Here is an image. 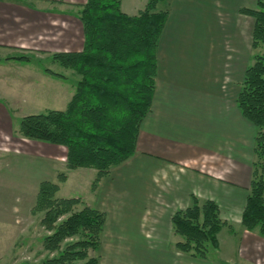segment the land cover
I'll use <instances>...</instances> for the list:
<instances>
[{
	"label": "crops",
	"instance_id": "1",
	"mask_svg": "<svg viewBox=\"0 0 264 264\" xmlns=\"http://www.w3.org/2000/svg\"><path fill=\"white\" fill-rule=\"evenodd\" d=\"M85 1H0V48L31 53L38 50L44 51L43 55L81 50L83 29L71 8ZM123 1L122 10L130 14L141 0L128 7L131 11L123 9ZM256 1L246 5L247 0H227L232 10L226 12L224 26L221 0H168L169 15L157 52L156 89L139 131L136 153L107 173L94 191L91 181L97 171L91 169L89 186L94 196L84 199L106 215L100 246L109 251L102 256V264H264V236L241 224L252 179L256 130L237 105L250 52L234 43L245 38V33L234 29L235 22L240 25L239 19L244 17L250 19L252 28L254 25V19L242 14L240 8H254L251 6ZM72 16L78 21L73 31ZM72 36L78 40L74 47ZM6 58L0 60V68L11 60ZM26 66L30 64L21 67ZM50 77L52 81L59 79ZM15 78L7 84L13 91L9 94L12 101L22 97V106L32 108L43 104L39 92L30 97L24 93L37 89L30 77H22L23 84L15 83ZM16 84L22 93L14 90ZM31 97L33 102L28 100ZM2 106L0 121L13 122L11 111ZM39 112L41 109L35 108L26 115ZM45 145L54 150L62 147ZM78 170L69 171L67 181L71 173L78 175L73 173ZM131 173L142 176L144 196L134 188ZM131 192L137 196H129ZM193 195L218 204L226 225L218 233L215 249L223 250L226 242L221 243L220 235L226 233L227 240L235 239L237 254L229 257L224 252L219 262L209 258L203 262L175 248L182 237L174 232L171 217L187 208ZM161 217L166 218L164 224L159 221ZM120 248L132 251L123 257L113 251Z\"/></svg>",
	"mask_w": 264,
	"mask_h": 264
},
{
	"label": "trees",
	"instance_id": "2",
	"mask_svg": "<svg viewBox=\"0 0 264 264\" xmlns=\"http://www.w3.org/2000/svg\"><path fill=\"white\" fill-rule=\"evenodd\" d=\"M168 0H147L136 14L122 10V0H86L74 4V16L82 25L83 47L79 51L51 54V61L75 76L73 95L63 110L48 109L20 118L19 134L27 139L66 147V165L97 171L95 190L113 168L136 153L142 122L149 113L158 73V45L169 15ZM254 19L252 47L264 48V0L255 8H241ZM28 61L31 56L7 57ZM57 77L64 74L46 68ZM237 105L255 126L252 179L241 224L264 236V53L256 54L247 67ZM67 174L61 173L63 181ZM58 183L40 182L34 213H43L41 225L50 233L43 237L44 250L55 253L42 264H102L90 255L101 243L106 215L80 197H58ZM174 232L181 251L207 256L219 245L218 233L226 225L218 204L191 197V204L176 211ZM69 240V241H68Z\"/></svg>",
	"mask_w": 264,
	"mask_h": 264
},
{
	"label": "rangeland",
	"instance_id": "3",
	"mask_svg": "<svg viewBox=\"0 0 264 264\" xmlns=\"http://www.w3.org/2000/svg\"><path fill=\"white\" fill-rule=\"evenodd\" d=\"M0 1L6 2V0ZM135 1L136 0H124L123 9L125 11H131L128 7L130 5V7H133V5H135ZM250 1L252 0H247L246 5H251ZM146 2L147 0H141L138 6L135 8L134 12L130 14L138 13L140 10L144 9ZM167 2L168 1L161 2L158 5L157 9L161 10L169 7V3ZM220 3V11L223 14V24L224 26H226L227 19L225 15L226 12L232 10V8L228 7L229 3L227 2V0H221ZM253 6L254 8L256 7V2H254L251 7ZM74 8L75 7L71 9L76 10ZM239 20L244 21L242 23L240 21V25L236 24L235 22L234 29L237 31L240 30L242 33H245V38L243 37V40L241 41H234V43L239 44L241 49L245 48L246 52H250V65L254 61V56L256 54L264 53V48L261 45L256 49L252 47V33L254 25L252 28V25L249 22L250 19L248 18L247 20L244 19V17H241V19ZM75 21L76 19L72 16V31L75 26ZM76 22L78 23V21ZM83 37L84 34L80 39L82 42H84ZM77 42L78 40L74 36H72V47H74ZM248 47L250 51L247 50ZM55 52L63 51L56 50ZM44 53V51L40 52L38 50H35L33 53H31L27 51L0 48L1 61L6 57L18 56L20 54L31 56V59L28 61L17 59L4 61L2 63V67L0 68V85L2 86L0 87V104H3L2 107L4 109L7 108L8 111L10 110L13 116V122L0 121V264H42L44 259H46L47 257H52L56 254V252L51 253L44 250L43 248V237L45 236V234L50 233V231H47L41 225L43 213H34L32 211L36 202L40 182H42L43 180H48L58 183L59 190L56 193V196L58 197L68 198L77 196L84 200L86 203L87 201L85 199H87V196H94L92 195L89 186L90 180L93 177V173L91 171V169L93 168H77L79 170L73 173L77 172L78 175L71 173L69 181H67L68 175L66 179L62 181L59 178V175L61 173L68 174V172L71 171V169H68L66 165V147L58 145L62 147H58V149L54 150L47 147L43 142L34 141L22 137L18 132L20 118L26 116V113H30L35 108L41 109V112L46 111V108L63 110L73 95L74 88L72 83L75 81L73 72L71 70L62 68L58 63L52 62L51 54L53 53L43 55ZM24 64H30V66L22 68L21 66H23ZM46 68H50L56 72H60L67 76V78H59L52 81V77H50L52 75L45 72ZM15 76L18 77L19 81L15 78ZM22 77H30V81L33 87L35 86V84L37 86V89H35L34 87L30 90H25V92L23 91L26 96L27 94L29 95V97L31 95L33 96V93L37 91L39 92L37 96H40V100L44 101L43 104L34 105V108H32L31 105H24L25 107H27L25 108L22 106L23 104L20 103L21 101H23L22 97H20V99L14 97V100L12 101L9 94L13 93V91L11 88H7V84L11 83V80H13L14 78L17 80V82L15 83L23 84ZM46 79L50 80L52 84L49 85V82L48 80L46 81ZM16 88L20 93H22L21 86L16 84L14 90H16ZM33 98L34 97H31L30 99L28 98V100L30 102H33ZM24 100L25 103L27 101L26 97H24ZM38 101L39 100L37 99V103ZM82 170L86 171L83 172ZM130 176V180H133L134 188L139 192V196H144L142 176L132 175V173L130 174ZM131 188H133V185ZM92 191L94 190L92 189ZM134 193H136V191ZM134 193H129V196H137L134 195ZM123 195L126 196V193H124ZM165 219L166 218L164 217L159 218L161 224H164ZM225 234L226 233H222V235H220L221 243L224 244V242H226L223 250L221 251L209 247L206 257L194 255L193 253L189 252H183L190 254L192 257L195 256L198 260L203 262H205L207 258H209L213 262H219L220 257L224 256V252L227 253L229 257L234 256L235 254H237L233 249L235 239L233 240L230 237V239L227 240V236ZM175 248L180 250L178 247ZM108 251L109 249H107L103 245L102 247L99 246L96 250H90V255L99 256L102 263V256H106ZM113 251L118 252L123 257H125L126 255L131 253L132 249L120 248L113 249ZM250 259L252 261L255 260L253 258ZM227 264L234 263L227 262ZM248 264L252 263L248 262Z\"/></svg>",
	"mask_w": 264,
	"mask_h": 264
}]
</instances>
